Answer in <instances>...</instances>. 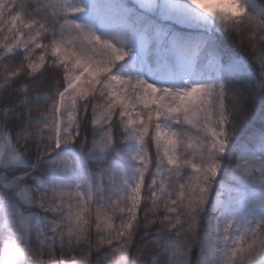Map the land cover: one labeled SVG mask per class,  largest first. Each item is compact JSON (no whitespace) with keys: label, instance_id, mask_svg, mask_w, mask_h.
Segmentation results:
<instances>
[{"label":"snow or ice","instance_id":"snow-or-ice-1","mask_svg":"<svg viewBox=\"0 0 264 264\" xmlns=\"http://www.w3.org/2000/svg\"><path fill=\"white\" fill-rule=\"evenodd\" d=\"M0 264H264V0H0Z\"/></svg>","mask_w":264,"mask_h":264}]
</instances>
